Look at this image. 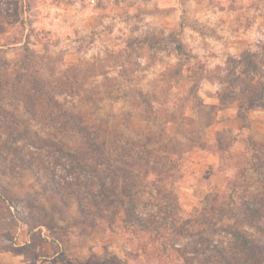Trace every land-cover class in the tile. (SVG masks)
<instances>
[{"label":"rangeland","instance_id":"rangeland-1","mask_svg":"<svg viewBox=\"0 0 264 264\" xmlns=\"http://www.w3.org/2000/svg\"><path fill=\"white\" fill-rule=\"evenodd\" d=\"M263 83L264 0H0V264H264L242 238L264 244ZM232 107L242 127L216 130ZM198 149L222 190H192ZM119 198L150 232L110 224Z\"/></svg>","mask_w":264,"mask_h":264},{"label":"trees","instance_id":"trees-1","mask_svg":"<svg viewBox=\"0 0 264 264\" xmlns=\"http://www.w3.org/2000/svg\"><path fill=\"white\" fill-rule=\"evenodd\" d=\"M178 72V71H177ZM259 103L261 106L264 107V83L262 84L261 86V90H260V95H259ZM192 120V119H191ZM211 123V122H210ZM79 131H81L91 142H93L92 144L100 150V146L99 144L96 143V141L94 140L93 136L91 135L90 131L87 129L86 126L84 125H79ZM176 132H178L181 136H186L187 138V141H188V144L191 148L193 147H198L197 145V142L195 141V138L193 136V133H194V129H193V126H192V123L190 121V118L186 119V122L182 125H180V127L176 130ZM174 139V137H172ZM178 142L174 143L173 144V148H175L174 152L173 153H177V148L178 147ZM177 159H173L172 157H166L164 160H163V164H164V168L163 169H158L156 171H154V174L156 175V178L153 180L154 184L157 186L158 185V193L161 195L162 194V188H163V184H161L163 181H165L167 178H171V183L174 182L173 178H176L177 176H175L174 172L176 171V166H177ZM124 164H127V161L123 160L122 161ZM119 173H120V176L122 178V180L124 181V185L122 186L121 188V192H117L115 189L113 191L114 194H116L118 197H127L129 198V200L132 199V196H131V192L129 191L130 188H133L134 186L132 185V178H135V175H134V172L129 168V167H126V166H123V165H114L113 166ZM165 177V178H164ZM127 180H129V183L127 182ZM135 181V180H133ZM150 198H153L154 195L152 193V191H147ZM121 195V196H120ZM121 197V199H122ZM119 200H116L117 204L119 205H113L112 204H108L106 205V210L109 211L110 208H112L113 206H115L117 209L116 211H112V214H113V221H111V225L114 224V221L119 218L122 214L123 215H128L126 219L128 222H129V227L133 228V230L135 232H133V234H140L139 236H141V233L143 232H146V231H151L150 228L147 229L146 225H145V221L143 219H141V217H139V214L136 213L134 210H133V204L130 206H124L122 204L119 203ZM123 200V199H122ZM154 201L156 202V198H154ZM115 204V203H114ZM120 209V210H119ZM131 209V210H130ZM83 212H87V209L84 207V209H82ZM119 210V212L117 213V211ZM131 212V214H133L131 216V214H129L128 212ZM100 212V209L97 208L95 210V215H96V218H100L102 219L104 217V214L101 215L99 214ZM88 213H91V209L88 210ZM256 214V213H255ZM135 218L136 221H133L132 218ZM100 219H97L98 221L95 223L96 226H99V220ZM121 219V218H120ZM123 220V219H121ZM254 222V221H253ZM254 226H256V228L264 233V224L262 223H252ZM177 228V227H176ZM140 232V233H139ZM244 240H245V243L247 244V246L252 249V250H264V244L262 243H257L245 236L242 237Z\"/></svg>","mask_w":264,"mask_h":264},{"label":"crops","instance_id":"crops-1","mask_svg":"<svg viewBox=\"0 0 264 264\" xmlns=\"http://www.w3.org/2000/svg\"><path fill=\"white\" fill-rule=\"evenodd\" d=\"M232 122L235 123V127H233L234 129L239 130L242 127L241 117L239 116L238 109L236 107L219 110L216 124L214 126L216 130L226 129L230 127V123ZM221 158L222 157L219 152H203L201 149H198L194 152V155H191L192 167L190 168L195 174L194 176L196 181H198L197 184L192 186V190H205L207 186H212L214 190L218 191L225 188L228 181V174L219 169V165L222 160ZM206 181H208V184ZM49 241H51V239H49ZM27 242H31V239H28ZM57 246L61 247V243L57 244ZM60 251L56 250L52 252L50 256H47V258L44 260L42 259L38 263L73 264L62 261L59 257Z\"/></svg>","mask_w":264,"mask_h":264}]
</instances>
